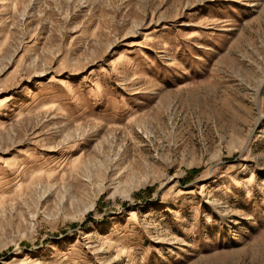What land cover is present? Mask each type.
<instances>
[{
	"label": "rangeland",
	"instance_id": "rangeland-1",
	"mask_svg": "<svg viewBox=\"0 0 264 264\" xmlns=\"http://www.w3.org/2000/svg\"><path fill=\"white\" fill-rule=\"evenodd\" d=\"M0 264H264V0H0Z\"/></svg>",
	"mask_w": 264,
	"mask_h": 264
}]
</instances>
